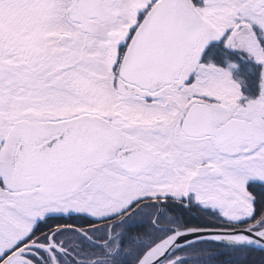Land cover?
<instances>
[{"label":"snow or ice","instance_id":"snow-or-ice-1","mask_svg":"<svg viewBox=\"0 0 264 264\" xmlns=\"http://www.w3.org/2000/svg\"><path fill=\"white\" fill-rule=\"evenodd\" d=\"M0 264H264V0H0Z\"/></svg>","mask_w":264,"mask_h":264}]
</instances>
